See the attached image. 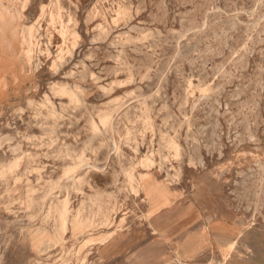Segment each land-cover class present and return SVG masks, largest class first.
<instances>
[{"label":"rangeland","instance_id":"obj_1","mask_svg":"<svg viewBox=\"0 0 264 264\" xmlns=\"http://www.w3.org/2000/svg\"><path fill=\"white\" fill-rule=\"evenodd\" d=\"M0 264H264V0H0Z\"/></svg>","mask_w":264,"mask_h":264},{"label":"crops","instance_id":"obj_2","mask_svg":"<svg viewBox=\"0 0 264 264\" xmlns=\"http://www.w3.org/2000/svg\"><path fill=\"white\" fill-rule=\"evenodd\" d=\"M218 239L220 240V236H218Z\"/></svg>","mask_w":264,"mask_h":264}]
</instances>
